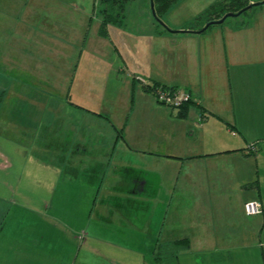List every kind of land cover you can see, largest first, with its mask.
Instances as JSON below:
<instances>
[{"label": "rangeland", "instance_id": "1", "mask_svg": "<svg viewBox=\"0 0 264 264\" xmlns=\"http://www.w3.org/2000/svg\"><path fill=\"white\" fill-rule=\"evenodd\" d=\"M94 4L0 0V264H157L156 246L197 234L194 224L201 219L190 210V196L179 193L185 181L179 178L180 161L131 152L134 141L144 144L147 137L158 151L195 138L181 125L166 123L171 112L157 101L159 88L152 90L144 42L131 39V31L157 25L150 0H130L122 28L104 25ZM196 4L187 0L161 19L167 25L172 19L193 21L209 7L188 9ZM138 68L147 81L133 74ZM147 84L152 99L142 93ZM107 137L110 151L117 142L112 167L156 174L161 183L158 193L131 196L137 203H131V213L115 205L127 204L122 190L98 193L83 175L71 177L63 163L80 158L75 139L92 138L99 145ZM261 214L258 227L257 215L243 214L236 235L228 228L207 232L174 264H264Z\"/></svg>", "mask_w": 264, "mask_h": 264}, {"label": "crops", "instance_id": "2", "mask_svg": "<svg viewBox=\"0 0 264 264\" xmlns=\"http://www.w3.org/2000/svg\"><path fill=\"white\" fill-rule=\"evenodd\" d=\"M185 1L181 0L171 11ZM192 1L198 4L188 9L205 10L213 2ZM169 11L166 12L168 19L171 17ZM171 21L168 25L179 33L164 32L157 26L153 27V24L142 32L131 31L132 40L144 42L148 57L144 69L153 73L143 77L144 69L138 68L133 74L147 78L146 81L150 77L153 84L177 88L190 94L191 102L182 111L184 117L178 116L179 111L167 109L171 116L166 115L165 121L174 126L181 125L184 132L195 138L188 139L186 136L182 145H172L171 150L158 151L154 140L147 137L144 144L134 141L131 152L134 154L143 150L148 155L180 161L179 178H184L186 182L183 181L179 193L190 196V210L197 219H201L200 223L196 221L194 224L197 234L189 239L182 238L189 240L190 248L184 251L188 253L193 244L201 243V238L209 231L220 232L228 228L236 235L234 228H239L247 202L257 201L261 204V225L264 227V8L257 10L243 27L235 21L228 25L226 22L200 34L182 31L181 28L191 21ZM2 76L5 77V74ZM142 93L151 98L144 90ZM154 106L160 111L163 109V106L158 107L155 103ZM75 110L69 108V111ZM117 132V138H120L121 133ZM205 134L207 138L203 140ZM199 135L202 139H199ZM100 141L97 145L92 138L80 142L75 139L73 147H76L80 158L64 159L66 172L71 177L83 175L82 180L87 181L86 185L93 186L98 193L101 190H122L127 194V204L115 205L124 214L126 211L131 213V203L137 204L131 201V196H137L136 192L140 195L148 191L158 193L161 186L158 176L132 170L129 166L112 167L111 158L117 142L115 140L110 151L111 141L108 137ZM251 143L256 147L255 153L248 150L247 146ZM69 154H72V150ZM111 180H115L112 187L105 188ZM172 202L173 196L170 204ZM102 203L106 204L104 200ZM126 216L131 222V215ZM256 220L253 225L258 227L260 220ZM163 227L158 233L159 237ZM256 234L257 230L254 238ZM211 250L216 249L212 247ZM204 251L205 248L199 249V252Z\"/></svg>", "mask_w": 264, "mask_h": 264}, {"label": "trees", "instance_id": "3", "mask_svg": "<svg viewBox=\"0 0 264 264\" xmlns=\"http://www.w3.org/2000/svg\"><path fill=\"white\" fill-rule=\"evenodd\" d=\"M129 1L130 0H95L94 8H96L95 10L98 12V15L102 19V23L104 25L118 26L122 28L124 27L125 5ZM151 1L153 4L154 19L156 21L157 28L163 30L164 32L179 33L178 30L170 29L169 26L166 23H164V21H162L161 18L167 11L172 9L181 0H151ZM261 1L262 0H258L256 2L261 3ZM256 2L251 3L250 0H218L214 2L212 5H210L203 13L195 17L193 21L185 25L182 28V31L188 33H196L197 31L203 30V28L210 22L218 21L227 14H237L238 12L241 11L243 12L239 17L228 18L222 24L226 23L227 20L233 19V21L237 22L238 24H240V26L243 27L247 25L248 21L257 11L258 7L264 6V5H257V6L251 5V4H255ZM213 26L214 25L208 27L207 29L204 30V32L208 31ZM149 86L152 85L147 84L146 88H144V91L147 93L151 92ZM156 88H159L163 91L164 89H167L168 92H176L179 90L177 88H168L159 84H153L152 90H156ZM190 102L191 101H189L188 103L184 104L183 106L177 109H172V108L169 109L172 111H179L178 116L184 117V113H182V111ZM189 245L190 243L188 239H181L166 243L164 245H158L156 246L153 252L154 260L157 264H174L177 260L178 255L181 252L187 251L189 249Z\"/></svg>", "mask_w": 264, "mask_h": 264}, {"label": "built area", "instance_id": "4", "mask_svg": "<svg viewBox=\"0 0 264 264\" xmlns=\"http://www.w3.org/2000/svg\"><path fill=\"white\" fill-rule=\"evenodd\" d=\"M157 101L165 107L177 109L191 101V96L188 92H168L161 89L155 92ZM249 152L255 153V145L248 147ZM244 212L246 216L259 215L262 212L261 204L257 201L247 202L244 204Z\"/></svg>", "mask_w": 264, "mask_h": 264}, {"label": "water", "instance_id": "5", "mask_svg": "<svg viewBox=\"0 0 264 264\" xmlns=\"http://www.w3.org/2000/svg\"><path fill=\"white\" fill-rule=\"evenodd\" d=\"M251 5H254V6H257V5H264V1L261 2V3H255V4H251ZM250 7V6H249ZM248 9V8H247ZM150 10H151V13H152V16L154 17V9H153V4H152V1L150 0ZM243 11L241 12H238L237 14H227L225 16H223L220 20L218 21H214V22H210L208 23L204 28L203 30H200V31H197L196 33L197 34H200V33H203L205 29H207L208 27L212 26V25H221L226 19L228 18H236V17H239L241 14H242Z\"/></svg>", "mask_w": 264, "mask_h": 264}, {"label": "flooded vegetation", "instance_id": "6", "mask_svg": "<svg viewBox=\"0 0 264 264\" xmlns=\"http://www.w3.org/2000/svg\"><path fill=\"white\" fill-rule=\"evenodd\" d=\"M2 187H1V185H0V189H1ZM2 206H1V200H0V212H1V210H2V208H1Z\"/></svg>", "mask_w": 264, "mask_h": 264}]
</instances>
